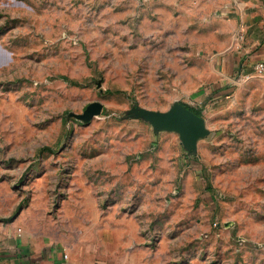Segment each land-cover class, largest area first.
<instances>
[{
    "label": "rangeland",
    "instance_id": "1",
    "mask_svg": "<svg viewBox=\"0 0 264 264\" xmlns=\"http://www.w3.org/2000/svg\"><path fill=\"white\" fill-rule=\"evenodd\" d=\"M223 9L0 0V161L11 189L52 213L68 207L69 226L122 202L125 216L146 217L155 235L185 234L203 257L241 250L227 234L264 237V224L242 226L264 219V72L244 57L252 71L233 65L228 83L209 80L213 54L224 71L228 51L197 50Z\"/></svg>",
    "mask_w": 264,
    "mask_h": 264
},
{
    "label": "crops",
    "instance_id": "2",
    "mask_svg": "<svg viewBox=\"0 0 264 264\" xmlns=\"http://www.w3.org/2000/svg\"><path fill=\"white\" fill-rule=\"evenodd\" d=\"M211 2L218 8L224 7L223 17H217L225 20H220L221 27L212 31L213 38L200 43L197 50H218L219 55L228 51L224 58L227 68L220 70L217 65L223 58L213 54L215 58L208 74L209 80L223 78L226 84L231 80L227 72L233 65L235 69L253 70L255 63L244 57L264 61V5L260 4L264 0ZM226 33H230L233 40ZM202 44H205L204 48ZM1 157L8 159V156ZM3 162L2 159L0 264H264L262 229H257V233L244 230L240 237L225 235L229 241L240 238L242 249L210 250L208 259L199 250H186L183 244L185 234L155 235L153 226L148 231L146 217L125 216L121 210L122 202L117 204L113 214L93 218L85 211L80 226H69L68 207L52 213L47 203L27 202L24 193L15 187L11 189L6 175L9 167ZM153 190L152 187H143L141 193L146 195ZM147 198L143 196L141 200ZM255 221L264 224V219H244L242 226L251 227ZM155 242H158L157 247Z\"/></svg>",
    "mask_w": 264,
    "mask_h": 264
},
{
    "label": "built area",
    "instance_id": "3",
    "mask_svg": "<svg viewBox=\"0 0 264 264\" xmlns=\"http://www.w3.org/2000/svg\"><path fill=\"white\" fill-rule=\"evenodd\" d=\"M254 71L257 73H263L264 72V61L257 62L254 65Z\"/></svg>",
    "mask_w": 264,
    "mask_h": 264
},
{
    "label": "water",
    "instance_id": "4",
    "mask_svg": "<svg viewBox=\"0 0 264 264\" xmlns=\"http://www.w3.org/2000/svg\"><path fill=\"white\" fill-rule=\"evenodd\" d=\"M181 114L183 116L184 122H186V121H194L195 120L194 117L191 114H189L188 112H186V111H183Z\"/></svg>",
    "mask_w": 264,
    "mask_h": 264
}]
</instances>
